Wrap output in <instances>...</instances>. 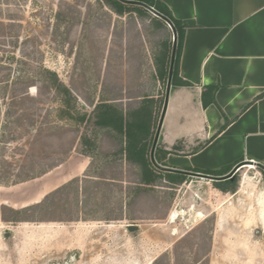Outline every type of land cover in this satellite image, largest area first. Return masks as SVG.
Here are the masks:
<instances>
[{
	"label": "rangeland",
	"instance_id": "obj_1",
	"mask_svg": "<svg viewBox=\"0 0 264 264\" xmlns=\"http://www.w3.org/2000/svg\"><path fill=\"white\" fill-rule=\"evenodd\" d=\"M67 3L72 7L65 8ZM59 8L73 18V25H55ZM97 8L95 0H0V93L7 77L16 74L18 58L55 71L72 86L79 108L86 111L101 90L124 95L151 82L152 52L168 40L169 30L157 24L151 10L109 16ZM165 89L166 84L154 89L162 105ZM171 92L170 88L167 110ZM28 94L37 95L36 87ZM42 100L34 118L53 123L55 129L34 137V131L31 135L21 131L18 141L0 143V172L14 173L21 164L28 170L30 158L35 160L34 169L65 160L34 179L0 184V264H264L262 168L243 163L230 178L237 180L232 193L219 191L199 176H188L172 187L162 181L163 186L136 190L130 183L132 168L114 161L107 137L100 132L92 135L86 125L68 118V106L51 100V94H43ZM3 115L0 99V136ZM83 133L94 139L93 160L81 152L87 148L81 143ZM89 161V174L104 173L118 181L94 178L85 184L92 196L85 208L80 204L78 221L61 222L46 213L50 220L16 224L3 220L8 207L35 203L74 176L83 179ZM120 188L128 193L122 204ZM56 199L60 208L52 215L67 216L66 193ZM130 222L136 230H127Z\"/></svg>",
	"mask_w": 264,
	"mask_h": 264
},
{
	"label": "crops",
	"instance_id": "obj_2",
	"mask_svg": "<svg viewBox=\"0 0 264 264\" xmlns=\"http://www.w3.org/2000/svg\"><path fill=\"white\" fill-rule=\"evenodd\" d=\"M159 1L185 27L178 77L190 83L170 87L155 145L165 171L264 165V0Z\"/></svg>",
	"mask_w": 264,
	"mask_h": 264
},
{
	"label": "trees",
	"instance_id": "obj_3",
	"mask_svg": "<svg viewBox=\"0 0 264 264\" xmlns=\"http://www.w3.org/2000/svg\"><path fill=\"white\" fill-rule=\"evenodd\" d=\"M142 2L156 12L166 17L175 29L176 33V52L171 77V86H187L189 82L182 80L178 77V66L180 59L181 46L183 42L184 26L178 21L171 13L169 8L159 0H132ZM97 5V12L102 11L105 14L112 16H123L130 11H147L145 7L135 3H128L122 0H95ZM71 4H66L65 8H71ZM56 23L55 25H73V18L67 17L59 8L54 14ZM157 24L169 30L167 41H164L159 45L155 51L152 52V58L150 63L149 76L151 82L139 84L135 89V93H128L122 95V93H111L107 95L104 90H101L95 101H89L91 107L90 111L79 108L77 95L72 86L63 82L57 73L42 64H34L27 62L21 58L16 59L17 72L10 78V75L5 80L3 90L0 93V99L4 105L3 115V130L8 129L9 137L0 136V143L16 142L22 137L21 131H25L27 135H31L32 131L34 136H42L45 130L55 129L53 123L48 125L45 121L38 122L35 119L36 113L41 110L42 107V95L51 94V100L59 99L62 104L68 106L67 116L73 119L75 123H82L87 126L92 135L101 133L104 137L113 139L111 140L114 150L111 151L112 158L118 162L120 167L124 164L129 168H132V180H130L133 189L139 190L141 187H155L163 186L162 181L169 184V187L180 185L185 182L188 175L178 172H167L157 169L150 160V150L152 147V140L159 119V109L156 115L152 114V92L155 89V85L162 84L163 86L167 82L169 61L173 43V31L168 24L160 17H155ZM84 22V21H83ZM87 23V22H85ZM150 83V85H149ZM36 87L37 95L31 96L28 94L30 87ZM214 90V88H211ZM127 90V89H126ZM128 91V90H127ZM164 99V92H163ZM125 99V106H123L122 100ZM34 103V107L26 106V103ZM206 104V101H204ZM162 103L160 104V108ZM83 111H82V110ZM27 121L26 122V119ZM90 127V128H89ZM88 133H83L80 137L81 143L87 146L82 152L88 158L92 160L96 157L94 153V139L92 135L87 136ZM17 136V137H16ZM81 144V145H83ZM2 146V145H0ZM91 146V148L89 147ZM2 148V147H0ZM71 150V149H70ZM69 150V152H70ZM109 154H105L107 157ZM29 157H32L29 155ZM3 157H1L2 160ZM154 158L158 164L162 163V157L160 155L159 147L156 146L154 150ZM31 167L26 170L24 164H21L19 170L12 173L10 171L3 170L0 172V184H18L36 177H39L46 172L50 171L54 167L58 166L65 160V157L59 158L56 161L45 165L42 168L34 169L35 160L30 158ZM90 164H92L90 162ZM21 168V170H20ZM231 167H224L217 171H203L199 169H191L192 172H198L208 174L211 176H222L229 172ZM26 170V171H25ZM89 165L86 168L83 179L78 176L69 179L67 182L59 185L55 189L46 193L41 200L23 206L19 208L8 207V216L4 217V221L16 224L22 221H46L50 220L43 214H50L49 218L65 221H78L80 215H82V208H85L86 203L91 198V188L85 184L92 182L91 180H111L112 182L118 181L115 177H107L104 173L98 175H91L88 173ZM264 175V170L261 169ZM213 185L223 193H232L236 189L237 180H213ZM119 204L126 202L128 197L127 192H122L120 188ZM66 193V198H69V203L66 205L67 216L60 215L55 216L52 213L59 211L60 204L56 199V196L60 198V195ZM70 195V197H69ZM83 197V200L80 198ZM80 204L82 208H80ZM126 204V203H125ZM74 208V209H73ZM48 216V215H47ZM113 220H117V217H113ZM104 220H111L104 218ZM129 220H133L129 218ZM137 226L130 222L127 225V230H136Z\"/></svg>",
	"mask_w": 264,
	"mask_h": 264
},
{
	"label": "water",
	"instance_id": "obj_4",
	"mask_svg": "<svg viewBox=\"0 0 264 264\" xmlns=\"http://www.w3.org/2000/svg\"><path fill=\"white\" fill-rule=\"evenodd\" d=\"M122 1L128 2V3L139 4V5H142L143 7H145L146 9L151 10L152 12H154V14L157 17H160L161 19H163L168 24V26L171 28V30L173 31V38H172L173 43H172V49H171V55H170V61H169V69H168V77H167V82H166V89H165V94H164V103H163L161 116H160V119H159V122H158V125H157V128H156V132H155V135H154V139H153V143H152V147H151V151H150V160H151V162L153 163V165L155 167H157L158 169L164 170V171L165 170H170V169H167L166 167H163V166L159 165L155 161L154 150H155V145H156V141H157V138H158L160 126H161V123H162V120H163V115H164V112H165V109H166L167 97H168V94H169V91H170V87H171V77H172V71H173V65H174V59H175V52H176V33H175V29H174V27L172 26V24L169 22V20L166 17H164L160 13L156 12L154 9H152L148 5H146V4L142 3V2L132 1V0H122ZM255 164H256V166H258V167H260V168H262L264 170V165L262 163L257 162ZM239 165H240V163L235 165L233 167V169L229 173H227L225 175H222V176H211V175H208V174H203V173H198V172H186V171H179L178 173L189 174L191 176H199V177L209 178V179H212V180H226V179L231 178L235 174V170H236V168Z\"/></svg>",
	"mask_w": 264,
	"mask_h": 264
},
{
	"label": "built area",
	"instance_id": "obj_5",
	"mask_svg": "<svg viewBox=\"0 0 264 264\" xmlns=\"http://www.w3.org/2000/svg\"><path fill=\"white\" fill-rule=\"evenodd\" d=\"M249 163H250V164H254V165H256L255 163H257V162H255V161H250ZM241 166H242V164H240V165L236 168L235 173L241 168Z\"/></svg>",
	"mask_w": 264,
	"mask_h": 264
}]
</instances>
